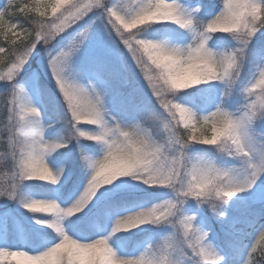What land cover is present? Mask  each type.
<instances>
[{"label": "snow or ice", "instance_id": "snow-or-ice-1", "mask_svg": "<svg viewBox=\"0 0 264 264\" xmlns=\"http://www.w3.org/2000/svg\"><path fill=\"white\" fill-rule=\"evenodd\" d=\"M0 264H264V0H5Z\"/></svg>", "mask_w": 264, "mask_h": 264}, {"label": "trees", "instance_id": "trees-1", "mask_svg": "<svg viewBox=\"0 0 264 264\" xmlns=\"http://www.w3.org/2000/svg\"><path fill=\"white\" fill-rule=\"evenodd\" d=\"M3 3H5V0H0V5H2Z\"/></svg>", "mask_w": 264, "mask_h": 264}]
</instances>
